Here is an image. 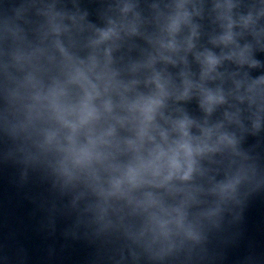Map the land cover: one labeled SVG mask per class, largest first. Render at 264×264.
<instances>
[{
	"label": "clouds",
	"instance_id": "obj_1",
	"mask_svg": "<svg viewBox=\"0 0 264 264\" xmlns=\"http://www.w3.org/2000/svg\"><path fill=\"white\" fill-rule=\"evenodd\" d=\"M257 53L264 0H0V167L85 264H224L264 196Z\"/></svg>",
	"mask_w": 264,
	"mask_h": 264
},
{
	"label": "water",
	"instance_id": "obj_2",
	"mask_svg": "<svg viewBox=\"0 0 264 264\" xmlns=\"http://www.w3.org/2000/svg\"><path fill=\"white\" fill-rule=\"evenodd\" d=\"M256 55L264 60V54ZM254 142L255 138H249V144ZM15 174L12 167H0V255L7 256L9 264H16L17 252L23 248L26 264H85L91 250L84 244L64 241L59 232L47 237L40 231L41 214L28 199L39 189L18 188ZM240 230L242 237L237 246L226 250L224 264H236L250 250L264 253V196L250 201ZM50 247L56 250L52 257L48 255Z\"/></svg>",
	"mask_w": 264,
	"mask_h": 264
}]
</instances>
